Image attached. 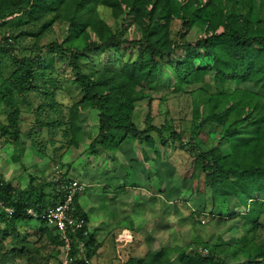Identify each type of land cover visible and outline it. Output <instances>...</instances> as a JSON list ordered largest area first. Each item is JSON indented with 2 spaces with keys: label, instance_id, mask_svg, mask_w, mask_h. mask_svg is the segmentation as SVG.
I'll list each match as a JSON object with an SVG mask.
<instances>
[{
  "label": "trees",
  "instance_id": "obj_1",
  "mask_svg": "<svg viewBox=\"0 0 264 264\" xmlns=\"http://www.w3.org/2000/svg\"><path fill=\"white\" fill-rule=\"evenodd\" d=\"M255 1L0 0V26L7 21L30 24L44 21L40 31L54 22L65 26L62 42L47 46L53 55L66 58L73 72V83L81 94V99L70 107L68 117L70 142L75 145L80 131L76 122L78 112L90 109L97 112V133L89 144L90 150L97 145L105 149L118 148L126 138L144 139L153 147L155 142L149 138L152 132L160 139V144L166 146L167 139L163 138L165 123L154 126L153 117L148 113L145 128L139 129L132 119L138 102L148 99L150 103L152 100L145 92L156 81L165 83L159 86L167 87L173 93L195 86L204 98L205 116L202 117L198 106L194 107L193 118L198 122L193 125L191 134L209 123L212 130L219 133V140L210 150H200L194 144L193 136L183 144L185 148L193 144L194 157L208 185L211 201L234 200L243 209L237 212L234 207L235 216H243L244 229L249 234L238 236L233 245L226 244L220 236L212 243L199 241L196 246L203 248L198 250L196 247L195 251L164 246L142 258H128L125 264H264V238L260 233L264 231V200L254 197L264 195V96L247 88H229L232 81L264 87V19L255 13ZM99 6L109 9L114 18L129 19L139 30V37H121L98 17ZM175 20L183 26L176 37L172 32ZM196 23L203 27V34L191 45L185 39L186 26L191 28ZM16 38L5 36L0 39L1 55L12 57L9 41ZM125 46L136 49V57L114 67L92 66L90 73L82 68V60L88 58L90 51L98 54L109 50L121 52ZM39 58V55L20 58L18 68L6 80L0 79V103L8 110L0 138L8 136L6 141L14 146L20 145L21 113L15 95L27 101L29 92L52 84V80L43 81L44 75L35 68ZM210 74L212 80L207 79ZM38 80L43 81L40 87L36 83ZM48 95V106L58 109L54 91ZM169 140L182 146L180 135L175 132ZM221 147L226 150L220 151ZM33 180L25 188L16 189L0 175V203L14 209L9 218L0 209V225L15 231L18 223L30 222L24 214L26 208L42 210L60 199L61 194L46 181L44 183L50 188L48 197L31 196ZM79 195L76 214L86 220L78 206ZM38 224L41 233L47 234L57 246L59 254V242L52 230L42 222ZM12 237L16 239L17 234ZM82 238L86 256L91 259L97 248L96 242L90 233ZM2 245L0 264H14L13 257L21 256L22 249L6 251ZM238 255L246 257L237 263L227 261L228 256Z\"/></svg>",
  "mask_w": 264,
  "mask_h": 264
},
{
  "label": "rangeland",
  "instance_id": "obj_2",
  "mask_svg": "<svg viewBox=\"0 0 264 264\" xmlns=\"http://www.w3.org/2000/svg\"><path fill=\"white\" fill-rule=\"evenodd\" d=\"M253 6L255 13L264 19V1L257 0ZM96 14L114 31L119 32L121 37H139V30L129 19L124 21L123 16L114 18L109 9L101 6L97 7ZM13 22L7 21L4 26H0V39L5 36L17 37L16 40H8L12 45V57L6 58L0 54V79L6 80L18 68L17 60L20 58L39 55L35 68L44 75L43 81L52 80V84L41 86L39 91L29 92L27 101L15 95L21 111L20 145L14 146L15 144L6 141L8 136L0 138V175L16 189L25 188L34 179L33 186L30 187L31 196L42 194L48 197L50 188L44 181L51 167L58 163L70 177L88 185L82 195L83 200L85 196H89L86 194L91 188L98 189L100 196L95 201L102 204L100 218L111 226H130L128 232L132 239L127 244L124 240L125 246L121 251V248H116L120 239L118 236L112 237L113 239L105 238L104 247L95 255L97 259L93 261L91 258L92 264H125L128 258H142L148 252L166 245L180 246L188 251H193L196 247L200 250L203 246H196L199 241L212 243L217 236L226 244L233 245L238 236L249 234L244 229L243 216H235V209L237 212L243 209L234 200L211 201L208 185L204 182V175L194 157L193 144L187 148L183 144L193 136L194 144L200 150H210L219 140V133L213 131L209 123L204 124L196 134H191L193 125L198 122L193 118L194 107H199L202 117L206 112L204 98L195 86L173 93L167 87H160L165 83L156 81L145 92L152 99L150 103L145 99L135 105L132 119L139 129L145 128L148 113L153 117L154 126L166 124L163 133V138L167 139L166 146L161 145L160 139L152 132L149 133V138L154 140V147H150L144 139L139 141L126 138L118 148L105 149L102 145H97L94 150H90L89 144L97 133V112L90 109L78 112L76 122L80 118L81 121L75 145L70 142L68 117L70 107L81 99V94L73 83V72L66 58L53 55L47 46L53 42H62L65 26L54 22L40 31L44 21L34 24ZM186 27V41L191 45L196 44V40L203 34V27L198 23L191 28ZM182 28L179 20L173 21L174 36ZM136 54V49L131 50L126 46L121 52L109 50L98 54L93 50L88 53V58L82 60V68L90 73L92 66L114 67L121 61L136 57ZM207 79L212 80V75H208ZM43 81L38 80L36 83L40 87ZM229 88H247L259 91L264 96L263 86L258 88L232 81ZM45 90L48 93H43ZM52 91L55 102L59 104L58 109L48 106V94ZM7 112L6 106L0 103V129L7 123ZM59 123L62 124L58 126ZM174 132L180 135L182 146L179 142L169 140ZM223 150L226 149L221 147L220 151ZM154 151L160 152L161 157H157ZM80 156L82 157L79 159ZM74 159L77 161L72 163ZM69 163H72L70 171ZM160 192L164 193L162 197ZM155 193L157 196H154ZM163 195H166L168 206L166 216H163L160 223L161 227H158L162 232H157L156 222L148 226H140L137 221L133 223L136 213L144 212L148 201H152L157 208L161 201L165 204ZM254 197L264 200V195L257 194ZM122 201L127 202L121 203ZM40 227L33 221L18 223L15 231L0 225V231L5 228L0 234V245L3 244L4 250L22 249L21 256L13 257L14 264H58L60 255L57 254V246L47 234L41 233ZM90 229H93V223L90 224ZM260 233L264 238V231ZM15 234L17 238L13 239ZM256 239L259 240V236ZM244 257L246 256H228L227 261L237 263Z\"/></svg>",
  "mask_w": 264,
  "mask_h": 264
},
{
  "label": "built area",
  "instance_id": "obj_3",
  "mask_svg": "<svg viewBox=\"0 0 264 264\" xmlns=\"http://www.w3.org/2000/svg\"><path fill=\"white\" fill-rule=\"evenodd\" d=\"M46 182L53 185L61 194L60 199L53 206H47L42 210L26 208L25 217L33 222H42L52 230L59 242V264H92L91 259L86 256L85 242L82 238L89 234L87 221L76 214L77 197L85 190L86 185L70 177L58 163L51 167ZM0 209L8 218L14 213L12 207L2 203Z\"/></svg>",
  "mask_w": 264,
  "mask_h": 264
},
{
  "label": "crops",
  "instance_id": "obj_4",
  "mask_svg": "<svg viewBox=\"0 0 264 264\" xmlns=\"http://www.w3.org/2000/svg\"><path fill=\"white\" fill-rule=\"evenodd\" d=\"M80 119L77 120V125H79V126H80V121H81ZM85 129H83V131ZM153 147H154V145H153ZM77 150H78V148H77ZM154 152L157 154V157H161L160 152L159 153H158V151H154ZM81 157L82 156H80L78 158L80 159ZM76 159H74L72 161V163H74V162H76L78 160V159L77 160ZM72 163H69L70 164L69 165V167H70L69 171L72 169V167H71ZM74 179H76V178H74ZM76 180H78V179H76ZM79 181H81V180H79ZM87 187H88V185L86 186L85 190L87 189ZM85 190L79 195L78 206H79L81 212L86 217L87 229H88L89 233L92 234V236H93V238H94V240L96 242V245H97L95 253L92 256L93 261H95V259H97V256H95V255L99 254L101 249L104 247L105 238L111 237V239H113L112 237H114V238H118L119 237L120 239H118L119 241H118V244L116 245V248H118V249L121 248V251H122L124 249L123 247L125 246V244H127V242L130 241L132 239V237L130 236V233L128 232L129 229H130L129 228L130 226H123L121 228L120 227L111 226L110 223H108V222L105 223V221L100 218V215H101L100 210H101V207H102L100 205H102V204L100 203V201H95L96 197L100 196L99 190L95 189V188H91L88 191V193L86 194V195H89V196H85L84 197L85 200H83L82 199V195L85 193ZM162 194H164V193L160 192V195H161L160 197H162ZM154 196H157V193H155ZM163 196H164L163 199L165 200L163 202L165 204L161 203L162 202L161 201L160 203H158L159 207L157 208V206L154 205L152 203V201H148L149 203L144 208L145 211L144 212L141 211V212L136 213V215H135L136 218L133 221V223L135 224L136 221H137V222H139L140 226H143V224L145 226H148L152 222H154V223L156 222L155 228L156 227L158 228L160 226V223H161L162 219H163V216L165 217L166 213H167L168 202H167L166 195H163ZM87 198H88V201L86 200ZM90 199L92 201H90ZM116 202L117 201H114V203H116ZM118 202H120V201H118ZM124 202H127V201H122L121 203H124ZM129 202L130 201H128V203ZM106 203H108V202H104V204H106ZM96 204H98L99 206H96ZM141 209H143V208H141ZM162 213L164 215H162ZM91 223H93V229L92 230L90 229V224ZM140 226H138V228L141 229L142 227H140ZM121 232H122V235H121ZM157 232H162V229L158 228ZM121 236H123V237H121ZM124 240H125V244H123ZM160 248H162V246ZM160 248L156 249L155 251H158ZM151 252H153V251H151ZM148 253H150V252H148ZM118 258L121 259L120 256H118Z\"/></svg>",
  "mask_w": 264,
  "mask_h": 264
}]
</instances>
